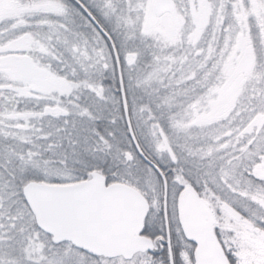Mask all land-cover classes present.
<instances>
[{
  "label": "snow or ice",
  "instance_id": "snow-or-ice-1",
  "mask_svg": "<svg viewBox=\"0 0 264 264\" xmlns=\"http://www.w3.org/2000/svg\"><path fill=\"white\" fill-rule=\"evenodd\" d=\"M0 264H264V0H0Z\"/></svg>",
  "mask_w": 264,
  "mask_h": 264
}]
</instances>
